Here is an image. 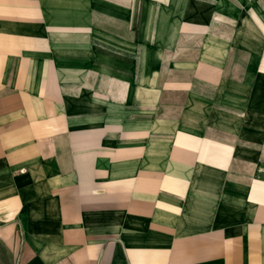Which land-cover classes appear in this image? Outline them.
Returning a JSON list of instances; mask_svg holds the SVG:
<instances>
[{"label": "crops", "instance_id": "obj_1", "mask_svg": "<svg viewBox=\"0 0 264 264\" xmlns=\"http://www.w3.org/2000/svg\"><path fill=\"white\" fill-rule=\"evenodd\" d=\"M0 264H264V0H0Z\"/></svg>", "mask_w": 264, "mask_h": 264}]
</instances>
